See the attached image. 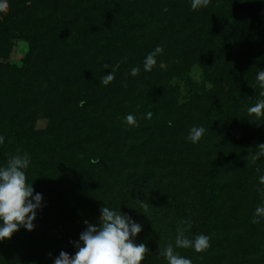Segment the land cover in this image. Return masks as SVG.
Instances as JSON below:
<instances>
[{"label": "trees", "instance_id": "trees-1", "mask_svg": "<svg viewBox=\"0 0 264 264\" xmlns=\"http://www.w3.org/2000/svg\"><path fill=\"white\" fill-rule=\"evenodd\" d=\"M8 2L0 60L13 39L31 49L22 66L0 63V167L27 153V182L42 201L34 230L0 241V264L74 255L84 221L98 226L104 206L142 226L135 241L150 249L142 264H167L159 251L175 247L178 227L190 239L211 238L204 252L175 249L192 264H264V217L252 222L264 204V156L250 160L264 144V119L247 112L264 99L256 79L264 0H210L195 11L191 0ZM157 46L163 53L145 71ZM196 67L211 88L180 102L172 86L189 82ZM128 114L138 126L126 123ZM193 126L206 129L195 144L187 139Z\"/></svg>", "mask_w": 264, "mask_h": 264}, {"label": "clouds", "instance_id": "clouds-1", "mask_svg": "<svg viewBox=\"0 0 264 264\" xmlns=\"http://www.w3.org/2000/svg\"><path fill=\"white\" fill-rule=\"evenodd\" d=\"M210 0H191V9L197 10L207 7ZM9 4L8 0H0V14L6 13ZM163 53V48L157 46L150 52L144 60V70L152 71L156 66V56ZM105 68L108 65L104 66ZM115 66L110 74L101 78V83L109 85L115 79ZM140 72L139 67L131 69V75L137 76ZM260 87L264 89V70H260L256 77ZM264 97V91L260 93ZM85 101L81 100L79 106H83ZM249 116H254L256 121L264 119V99L258 100L253 106L247 109ZM152 113H147V118L151 119ZM129 126H138L136 118L132 114L125 117ZM171 125V122H169ZM206 129L202 126H193L187 137L193 144L198 143ZM4 143V138L0 136V144ZM259 151L250 155V160L255 163L261 156H264V144H259ZM91 163H99L98 159L93 158ZM30 157L24 155L10 156L6 165L0 167V241L11 239L15 232L21 227L28 231L34 230L33 221L36 219V211L41 207L42 195L34 194L32 184L27 182L25 170L29 167ZM259 183L264 185V175L259 177ZM264 193V189H258ZM34 201V202H33ZM141 206L147 212L148 204L141 203ZM99 225H87L85 231L80 234L78 242H74L76 252L70 255L61 251L55 258L54 264H142L150 253V249L145 243H137L135 237L142 231V226L131 219L121 211L111 210L104 206L100 209ZM257 217H264V204L257 206L253 223H259ZM182 224L191 227L190 220L183 221ZM186 228L178 227L175 237V247L173 243H168L165 248L159 251L167 264H192V260L185 258L175 251L176 248H193L197 253L206 251L210 245V237L204 234H198L193 239L186 236Z\"/></svg>", "mask_w": 264, "mask_h": 264}, {"label": "rangeland", "instance_id": "rangeland-1", "mask_svg": "<svg viewBox=\"0 0 264 264\" xmlns=\"http://www.w3.org/2000/svg\"><path fill=\"white\" fill-rule=\"evenodd\" d=\"M75 3L81 2V0H70ZM97 1V0H95ZM9 4V2H8ZM93 4V8H94ZM10 13V6L6 13L0 14V22L5 21L6 17H8ZM25 13V12H24ZM26 14V13H25ZM26 16V15H24ZM1 28V27H0ZM150 31V30H149ZM31 43L29 41H25L23 39H13L10 45V53L9 57L6 60H0L1 64H10L12 66H22L24 60L27 58L28 54L30 53ZM189 82L187 80H178L175 81L172 87L176 90L179 89V101L184 102L188 97L191 90H196L198 88H211L210 83L207 81L203 70L199 67L194 68L190 74L188 75ZM180 81V82H179ZM188 96V97H187ZM46 123L39 124V129H45Z\"/></svg>", "mask_w": 264, "mask_h": 264}]
</instances>
